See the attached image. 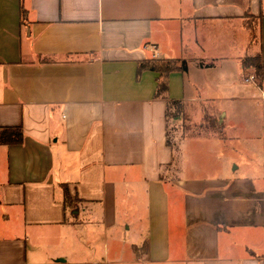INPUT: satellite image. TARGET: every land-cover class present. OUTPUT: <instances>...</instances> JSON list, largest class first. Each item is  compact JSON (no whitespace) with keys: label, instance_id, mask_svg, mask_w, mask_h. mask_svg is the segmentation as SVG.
Segmentation results:
<instances>
[{"label":"crops","instance_id":"crops-1","mask_svg":"<svg viewBox=\"0 0 264 264\" xmlns=\"http://www.w3.org/2000/svg\"><path fill=\"white\" fill-rule=\"evenodd\" d=\"M153 58L187 67L162 95ZM173 102L198 134L171 138ZM9 126L0 264H264V0H0Z\"/></svg>","mask_w":264,"mask_h":264},{"label":"rangeland","instance_id":"rangeland-1","mask_svg":"<svg viewBox=\"0 0 264 264\" xmlns=\"http://www.w3.org/2000/svg\"><path fill=\"white\" fill-rule=\"evenodd\" d=\"M255 103H257V102H255ZM255 103H247L245 101L244 102L243 101L235 102L233 104L227 103L224 105V107H226L224 109V112H225V114H228V116H231V117L238 116V115L239 116H247L246 120L249 123V126H251V127L253 126L254 130L256 132H258L261 130V126H262V114L260 113V110L256 106L257 104L255 105ZM209 106L210 107H207V111L211 114L215 113L216 109L213 106V104H210ZM177 110H178V108L173 107V106H172V108H170L169 117H170V134H171L170 136H171V138H174L173 136H176V138L180 139V137L185 134L187 127H188L187 128L188 133L191 132L192 134H194V133L198 134L199 129H197V128L199 127V123L203 122L204 119L202 118V120H201V119L197 118L194 120L192 117L189 118L188 115H190L191 110H193V108H186L185 110L183 108V111H185L184 112L185 116L182 114V112H180L181 110L179 112ZM198 110H199L198 108H194V111H198ZM208 112H207V117H210ZM217 114H218V111H217ZM212 120H214V119H212ZM223 122L225 123V121H223ZM204 123H205V125L210 126L208 119ZM206 128L207 127L205 126L204 127L205 130H203L200 133L201 135L209 134V132L207 131ZM175 132H176V134H175ZM202 133H204V134H202ZM211 134L217 135L214 132H212ZM175 141H176V139H175ZM80 232H81L80 233L81 239H83L87 236V234L83 230ZM94 232H95L96 241L101 242L103 240L102 233L98 230H95ZM90 233L92 234L91 231H90ZM97 254H99V253H97Z\"/></svg>","mask_w":264,"mask_h":264},{"label":"trees","instance_id":"trees-1","mask_svg":"<svg viewBox=\"0 0 264 264\" xmlns=\"http://www.w3.org/2000/svg\"><path fill=\"white\" fill-rule=\"evenodd\" d=\"M244 68H251L252 73L256 77L258 84H263V65L261 60V55L248 56L243 60ZM145 69L157 70L160 72V79L157 88V95H162L168 90V78L169 74L176 69L181 71H186L187 67L184 62L180 63L176 59H166L158 61L157 59H147L139 63V71ZM178 112L180 111V106L178 102H173ZM24 132L20 126H9L0 128V143H20L23 141ZM66 197H69L68 195Z\"/></svg>","mask_w":264,"mask_h":264},{"label":"built area","instance_id":"built-area-1","mask_svg":"<svg viewBox=\"0 0 264 264\" xmlns=\"http://www.w3.org/2000/svg\"><path fill=\"white\" fill-rule=\"evenodd\" d=\"M254 79H255V77L253 75H251V76L246 78V81H250V80L254 81Z\"/></svg>","mask_w":264,"mask_h":264}]
</instances>
